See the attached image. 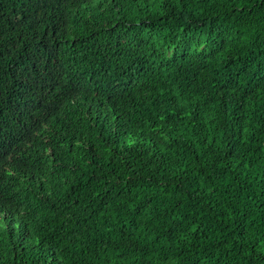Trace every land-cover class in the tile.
<instances>
[{
  "label": "trees",
  "instance_id": "16d2710c",
  "mask_svg": "<svg viewBox=\"0 0 264 264\" xmlns=\"http://www.w3.org/2000/svg\"><path fill=\"white\" fill-rule=\"evenodd\" d=\"M0 264H264V0H0Z\"/></svg>",
  "mask_w": 264,
  "mask_h": 264
}]
</instances>
